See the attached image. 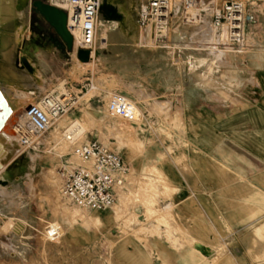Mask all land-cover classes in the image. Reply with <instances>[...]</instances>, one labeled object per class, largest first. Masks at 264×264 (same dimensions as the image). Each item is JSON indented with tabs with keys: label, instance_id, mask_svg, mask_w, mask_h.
I'll return each mask as SVG.
<instances>
[{
	"label": "rangeland",
	"instance_id": "rangeland-1",
	"mask_svg": "<svg viewBox=\"0 0 264 264\" xmlns=\"http://www.w3.org/2000/svg\"><path fill=\"white\" fill-rule=\"evenodd\" d=\"M33 1L14 0L17 16L11 20L0 18V69L4 78L0 77V88L5 93L4 101L13 105L15 112L4 132L14 145L7 149V155H0V264H260L255 262L256 257L251 262L233 254L236 243L246 244L236 238L247 235L229 232L231 226L227 224L237 219L241 211L255 207L252 216H264V197L255 196L248 185L230 184L235 178L249 177L252 170L242 168L250 166L248 155L227 143L226 152L219 158L212 154L207 157L210 162H225L219 175L228 180L226 191L235 189L236 196L247 199L214 202L220 205L221 218H226L227 231L216 232L213 226L204 231L193 227L189 231L182 225L184 219L176 208L175 194L182 190L171 184L169 173L173 164L185 166L201 159L196 153H188L186 130L195 127L184 120V100L179 98L173 114L170 107H152L151 117L157 114L161 119L149 120L140 110L138 87L129 85L106 63L108 39L121 34L112 26L107 30V40L102 39L98 21L110 18L99 12L96 53L86 61L88 64H83L73 50L63 45ZM44 1L55 5L52 0ZM192 1L187 6L186 0H171L172 14L166 28L158 30L154 21L145 27L138 25L139 37L133 39L135 48L161 54L176 48L179 96L186 77L181 58L187 53L218 54L217 70L223 60L243 66L261 65L260 60L264 59L255 57L258 50L264 49V0H240L246 14L252 17L246 23L242 47L229 45L224 35L219 36L221 28L212 24L214 9L227 0ZM136 9L137 19L138 5ZM185 34L189 36L182 41L171 40ZM114 92L138 104L137 120L122 118L108 109ZM46 95L72 96L76 103L55 120L37 146L23 148L13 126L22 120L20 116L28 104L38 103ZM74 118L81 120L85 132L72 143L65 132ZM233 121L236 120L226 121L225 128L233 130L228 126ZM88 139L104 142L132 166L125 187L107 210L80 208L62 194L61 173L76 163L74 147ZM77 209L86 220L74 213ZM257 234L263 242L264 225L257 227ZM199 243L207 246L206 254L198 250Z\"/></svg>",
	"mask_w": 264,
	"mask_h": 264
},
{
	"label": "crops",
	"instance_id": "crops-1",
	"mask_svg": "<svg viewBox=\"0 0 264 264\" xmlns=\"http://www.w3.org/2000/svg\"><path fill=\"white\" fill-rule=\"evenodd\" d=\"M137 1L140 7L147 0ZM188 36L175 35L176 38L171 40L182 41ZM108 42L106 63L129 85L138 87L141 109L138 107L143 116L149 120H160L161 116L157 114L151 117L150 109L170 107L173 114L179 98H182L184 120L195 127L186 130L188 153H196L201 159L187 162L185 166L173 164L169 170L171 184L182 190L175 194L176 208L184 219V224H181L189 231H193V227L204 231L210 226L216 232L227 231L226 218H221L220 205L214 202L245 200L247 197L236 196L235 189L226 191L228 180L219 175V170L225 168V162H210L207 157L212 154L219 158L226 152L227 143L234 144L235 151L249 157L250 166L242 168L252 171L249 177L235 178L230 184L248 185L255 196L264 197V59L260 60L261 65L250 63L243 66L223 60L217 70L218 54L209 51L206 54L187 53L181 58L186 77L179 96L176 48L171 47L168 54L135 48L133 39L123 34L109 38ZM255 57L264 58V49L258 50ZM236 114L238 116L232 117ZM229 120H236L228 125L233 130L225 128L224 123ZM231 136L236 140H230ZM215 170L217 172H213ZM256 209L241 211L237 219L227 224L231 226L229 232L247 235L236 238L237 241L245 240L246 244L236 243L233 254L250 261L256 257L255 262L264 264V237L262 242L257 234V227L264 225V216H252Z\"/></svg>",
	"mask_w": 264,
	"mask_h": 264
},
{
	"label": "built area",
	"instance_id": "built-area-1",
	"mask_svg": "<svg viewBox=\"0 0 264 264\" xmlns=\"http://www.w3.org/2000/svg\"><path fill=\"white\" fill-rule=\"evenodd\" d=\"M187 6L193 4L186 0ZM171 0H147L139 7L137 21L140 27L156 22L158 30L166 28L172 14ZM60 7V6H59ZM67 27L73 36V51H90L93 58L95 49V28L101 11V0H68ZM252 17L245 12L240 0H227L214 9L212 24L226 28V42L242 47L246 41V23ZM76 103L72 96L54 98L46 95L38 103L26 107L25 118L16 121L14 132L23 148H32L40 143L41 137L53 126L55 120L67 113ZM108 109L131 121L139 118L138 105L124 94L114 92L109 98ZM68 137V136H67ZM67 139H70L69 137ZM72 155L75 164L62 171V194L74 205L98 211L115 204L125 187L132 166L117 151L98 139H88L77 144Z\"/></svg>",
	"mask_w": 264,
	"mask_h": 264
},
{
	"label": "bare ground",
	"instance_id": "bare-ground-1",
	"mask_svg": "<svg viewBox=\"0 0 264 264\" xmlns=\"http://www.w3.org/2000/svg\"><path fill=\"white\" fill-rule=\"evenodd\" d=\"M52 1L55 3V5H59V6H63V7H67L68 6V0H52ZM0 3H1V5H0V18L1 19L4 18V20H6V19L7 20H11V19L15 18V16H17V14L15 13V10H14V0H3V1L0 0ZM137 3H138L137 0H101V12L104 14V16L107 19H108V17L110 18L109 21H105V20H102V19L98 21V25L101 27L102 33H103V35L101 36L102 39L107 40V37H106L107 36V30L108 29L110 30V28H112V26L116 27L119 30V32L121 33V35L122 34L126 35V36H128V37H130L132 39H136V38L139 37V34H138V25H139V23H138V21L136 19V12H137L136 8H137V5H138ZM191 8H192V6H191ZM138 12H139V10H138ZM108 22H110L111 25L108 24ZM164 27H166V26H164ZM218 32H219V36H223L224 35V37H225L226 36V28H225V26L221 27L220 31H218ZM21 53L19 52L20 55H21ZM74 54H75V51L73 52V55ZM92 54H93V57H94L95 53L93 52ZM22 56H23V59H24L23 61L27 64L28 60L25 59L26 57L24 55H22ZM79 61L82 62L83 64H88L89 63V62H84V61H81V60H79ZM7 71H8V69H7ZM7 71H6V73H7ZM9 71H10V69H9ZM10 72H12V71H10ZM0 77L2 79H4L3 78V72L1 71V69H0ZM4 96H5V93L0 88V155H5V154L7 155V153H8L7 149L13 147V145H14L13 141L9 140V137L4 135L7 123L9 122V119H11V117L15 113L13 105H11L9 102L4 101ZM53 97L54 98H58L59 96L58 97L57 96L56 97L53 96ZM25 111H26V108H25ZM25 111L23 112V115L20 116V118H22V119L25 118ZM13 132H14V126H13ZM84 132H85V127L82 124L81 120H79L77 118H74L72 120V122H71V126L69 127V129L65 133H66V137L68 136L70 138V139H68L69 141H71V140L74 141L77 138L81 137V135ZM14 135H15V132H14ZM4 139H8V141L6 142V141H4ZM121 195H123V194H121ZM121 198L123 200V196H121ZM166 207H167V205H166ZM79 211L80 210L77 209L76 211H74V213L78 217H80V219L84 218L82 213H80ZM74 213H72V215ZM95 219H96L97 222L100 221L98 215H97V217ZM84 220H86V219L84 218ZM18 228H20V227L18 226ZM198 250H200L204 254H206L208 252L207 246L204 245L203 243H199L198 244Z\"/></svg>",
	"mask_w": 264,
	"mask_h": 264
},
{
	"label": "water",
	"instance_id": "water-1",
	"mask_svg": "<svg viewBox=\"0 0 264 264\" xmlns=\"http://www.w3.org/2000/svg\"><path fill=\"white\" fill-rule=\"evenodd\" d=\"M33 6L55 30L66 48L72 50L73 36L67 27V12L63 8L44 0H34ZM77 56L81 61L86 62L90 59V51L79 49Z\"/></svg>",
	"mask_w": 264,
	"mask_h": 264
}]
</instances>
